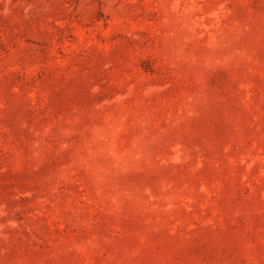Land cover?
<instances>
[{"label": "rangeland", "instance_id": "1", "mask_svg": "<svg viewBox=\"0 0 264 264\" xmlns=\"http://www.w3.org/2000/svg\"><path fill=\"white\" fill-rule=\"evenodd\" d=\"M0 264H264V0H0Z\"/></svg>", "mask_w": 264, "mask_h": 264}]
</instances>
